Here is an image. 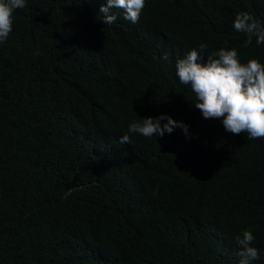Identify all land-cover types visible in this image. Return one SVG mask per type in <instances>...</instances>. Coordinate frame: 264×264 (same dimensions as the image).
Returning <instances> with one entry per match:
<instances>
[{"label":"trees","instance_id":"16d2710c","mask_svg":"<svg viewBox=\"0 0 264 264\" xmlns=\"http://www.w3.org/2000/svg\"><path fill=\"white\" fill-rule=\"evenodd\" d=\"M105 3L27 0L0 44V264H239L245 230L264 264V139L203 118L175 74L200 43L205 62L221 47L264 61L232 28L264 22V0H146L110 26ZM164 113L192 136L119 143Z\"/></svg>","mask_w":264,"mask_h":264},{"label":"clouds","instance_id":"9594fccd","mask_svg":"<svg viewBox=\"0 0 264 264\" xmlns=\"http://www.w3.org/2000/svg\"><path fill=\"white\" fill-rule=\"evenodd\" d=\"M146 0H106L99 9V19L110 26L117 20L113 9H122L123 18L136 24L145 8ZM27 0H0V44L7 41L13 30L14 13L24 9ZM232 28L244 34L245 48L253 44L264 45V22L257 20L249 12L235 14ZM227 44V42H225ZM209 46L200 43L175 63V74L179 83L189 86L194 93L193 105L202 117L219 118L225 131L233 134L246 133L249 141L264 139V61L253 58L241 60L238 49L221 47L203 55ZM161 60L167 61L163 54ZM181 129L185 138H190V126L175 120L166 113L155 117L134 120L128 125L127 134L119 138L120 144H131V136L137 134L145 138L163 137L175 129ZM239 246V264H253L260 259V250L252 246L254 234L245 230L234 237Z\"/></svg>","mask_w":264,"mask_h":264}]
</instances>
